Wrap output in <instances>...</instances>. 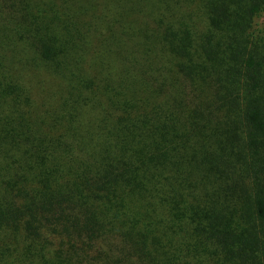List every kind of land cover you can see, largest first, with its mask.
Masks as SVG:
<instances>
[{"label": "trees", "instance_id": "16d2710c", "mask_svg": "<svg viewBox=\"0 0 264 264\" xmlns=\"http://www.w3.org/2000/svg\"><path fill=\"white\" fill-rule=\"evenodd\" d=\"M264 0H0V264H264Z\"/></svg>", "mask_w": 264, "mask_h": 264}, {"label": "rangeland", "instance_id": "374dc122", "mask_svg": "<svg viewBox=\"0 0 264 264\" xmlns=\"http://www.w3.org/2000/svg\"><path fill=\"white\" fill-rule=\"evenodd\" d=\"M256 28L259 31L264 30V13L259 16L258 25L256 26Z\"/></svg>", "mask_w": 264, "mask_h": 264}]
</instances>
